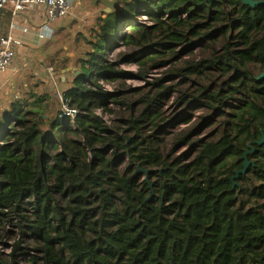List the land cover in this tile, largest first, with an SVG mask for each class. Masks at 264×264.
<instances>
[{"label":"trees","instance_id":"trees-1","mask_svg":"<svg viewBox=\"0 0 264 264\" xmlns=\"http://www.w3.org/2000/svg\"><path fill=\"white\" fill-rule=\"evenodd\" d=\"M230 32L232 42L214 61L230 90L209 86L193 101L180 98L178 104L206 106L212 114L176 137L169 154L156 137L168 125L158 123L164 118L157 98L173 88L145 101L139 116L129 104L122 127H110L98 114L118 104L101 82L132 76L120 68L124 54L109 58L119 44L142 48L129 62L155 64L217 44ZM82 38L79 67L61 93L69 112L53 94L35 92L18 94L0 112V231H17L11 252L0 251V264H264V144L258 143L264 135V78L258 79L264 6L118 0ZM208 63H187L178 74L201 77ZM212 116L222 122L221 136L194 138ZM149 126L155 138L147 135ZM182 146L187 149L177 153ZM253 149L248 172L234 179Z\"/></svg>","mask_w":264,"mask_h":264},{"label":"rangeland","instance_id":"rangeland-1","mask_svg":"<svg viewBox=\"0 0 264 264\" xmlns=\"http://www.w3.org/2000/svg\"><path fill=\"white\" fill-rule=\"evenodd\" d=\"M146 19L147 16L142 20L146 21L147 25L153 26V22L151 20L147 21ZM55 28L53 24L48 25V30L54 31ZM88 28L89 27H85V25L73 23L68 30H60L59 43L64 48L65 54L76 57L77 59L82 58L85 50V42L80 38L82 35H79V33L86 35ZM233 35L234 33L230 32L227 37L220 38L217 44H208L204 47L197 48L193 54L182 53L177 60L165 56L155 64L154 62L145 61V65H141L137 61L129 62V60L132 59L131 57H135L138 52L142 51L140 46L132 45L125 47L119 44V48L114 53L112 52L109 58L117 60L121 54H124L127 58L126 61L120 65V68L131 73L132 76L119 79L116 82H101L107 91L114 92L118 95V104L110 102L108 105L109 110L105 112L98 110V114L101 115L110 127L114 129L116 126L122 127L123 125L120 124V121L128 120L130 117V109H128L129 104H136V115L139 116L145 108V101L155 97L162 88H173L172 93L167 94L164 98H157V103H160L157 108L162 113V118H164L161 123L160 120L158 123L162 124V127L166 123H168V125L165 130H162V132L166 131V133L157 134L156 137L164 140L162 144L165 146L161 149L162 153L165 155L169 154L173 149L176 137L184 132L187 133L192 131L202 122L205 116L212 114V110L206 106L196 108L193 104L191 106L187 104H178L180 98L187 96L189 100L193 101V99L198 96V91L201 88L209 86H211L213 91L220 90L221 88L226 91L230 90L227 85L230 79L221 73L220 66H214V61L225 54V47L228 43L232 42ZM185 48L186 45L182 44L176 48V52L181 53ZM200 61H209L208 65L212 63L211 67L208 68L201 77H188L184 79L178 74L187 63H198ZM164 62H166V64H163ZM77 68L78 66L76 69ZM234 74V71L231 72L232 77H234ZM158 81H160L158 86H155ZM7 95L8 94L5 96L3 92H0V96H2L0 112L7 107L8 101L16 97L15 94ZM227 103L232 105L230 101ZM59 108L62 110L60 104ZM221 110L229 113L228 110H223L222 108ZM64 112H66V109H64ZM187 116L191 117L189 122L184 121ZM211 119L212 124L204 127L200 135H195L194 138L211 137L218 139L221 136L224 130L221 120H219L217 116H212ZM154 134V127L149 126L147 135H153L155 138ZM186 149L187 146H182L177 150V153H182ZM8 230L11 231L8 235H5L4 231H0V235L2 236V238H0V251L5 255L11 252L8 245L10 247L17 240V238L12 237L13 233L17 232L16 229L8 227ZM28 245L31 246L32 243L29 242Z\"/></svg>","mask_w":264,"mask_h":264},{"label":"crops","instance_id":"crops-1","mask_svg":"<svg viewBox=\"0 0 264 264\" xmlns=\"http://www.w3.org/2000/svg\"><path fill=\"white\" fill-rule=\"evenodd\" d=\"M82 5L86 7L77 5L71 17L56 21L53 24L56 28L46 41L37 39L39 29L46 22L45 7L37 6L15 18L9 10L0 9V37L15 26L16 35L23 38V45L17 48L13 65L6 72L0 73V92L5 96H22L30 92L49 93L57 98L59 93L66 90V80L72 79L71 73L79 67L80 59L64 53V48L59 43L60 30H68L73 23L85 25L89 30L96 25L99 17L105 18L109 14L106 12L108 7L102 3L94 6L91 0H82ZM27 27L30 31L24 34L22 29ZM1 100L2 96L0 103Z\"/></svg>","mask_w":264,"mask_h":264},{"label":"built area","instance_id":"built-area-1","mask_svg":"<svg viewBox=\"0 0 264 264\" xmlns=\"http://www.w3.org/2000/svg\"><path fill=\"white\" fill-rule=\"evenodd\" d=\"M77 5L85 8L82 5V0H0V9H7L11 12L13 18L17 15L30 11L37 6L45 7L46 22L42 25L37 33V39L39 41H46L50 36L52 30H48L49 24H54L61 19H67L71 17L75 7ZM18 29V28H17ZM24 34H28L30 28L22 29ZM23 45V38L19 37L15 33V26L6 34L0 37V73L6 72L14 63L17 54V48ZM59 102L61 103L62 110L66 109L69 112L64 103V98L61 93L57 95ZM74 116L76 111H70Z\"/></svg>","mask_w":264,"mask_h":264},{"label":"water","instance_id":"water-1","mask_svg":"<svg viewBox=\"0 0 264 264\" xmlns=\"http://www.w3.org/2000/svg\"><path fill=\"white\" fill-rule=\"evenodd\" d=\"M92 1V5L96 6L97 4L99 3H102L103 5L107 6L108 9H107V13L109 12L110 13V10H113L115 9V6L118 2V0H91ZM243 3L244 5H249L251 7H256V6H264V0H243ZM259 78H264V73L260 75ZM260 146H262L264 144V135L261 139L260 142H258ZM252 147V143L249 144V148ZM256 152L255 149L253 150H248L245 155H244V159H245V164H244V168L237 172V175L235 176L234 179H237L239 178V176L241 174H246L248 172V169H249V166H250V161H248L247 159V156L251 155V154H254ZM140 169L138 168V171ZM149 171H144L145 174H148ZM233 179V180H234Z\"/></svg>","mask_w":264,"mask_h":264},{"label":"flooded vegetation","instance_id":"flooded-vegetation-1","mask_svg":"<svg viewBox=\"0 0 264 264\" xmlns=\"http://www.w3.org/2000/svg\"><path fill=\"white\" fill-rule=\"evenodd\" d=\"M263 73H264V71H263V72H260V73H259V77H260V75L263 74ZM259 77H258V79H261V78H259Z\"/></svg>","mask_w":264,"mask_h":264}]
</instances>
